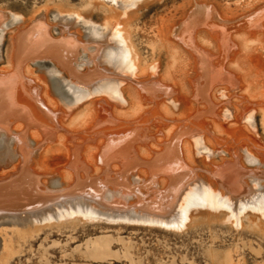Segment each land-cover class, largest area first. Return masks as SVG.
Returning <instances> with one entry per match:
<instances>
[{"label": "bare ground", "instance_id": "obj_1", "mask_svg": "<svg viewBox=\"0 0 264 264\" xmlns=\"http://www.w3.org/2000/svg\"><path fill=\"white\" fill-rule=\"evenodd\" d=\"M98 1L124 13L138 0ZM194 6L167 39L158 34L160 53L149 65L112 16L101 31L82 34L80 14L57 12L54 39L41 11L12 39V72L0 71L3 258L25 231L69 220L181 227L193 207L206 206L243 227L250 211L264 212V138L255 124L260 114L264 129V55L248 45L258 37L264 50V7L228 17L212 4ZM1 11L3 34L10 16ZM162 49L173 73L160 74ZM45 60L65 74L68 103L41 80L49 71L32 76V64ZM52 157L61 163L50 165Z\"/></svg>", "mask_w": 264, "mask_h": 264}, {"label": "rangeland", "instance_id": "obj_2", "mask_svg": "<svg viewBox=\"0 0 264 264\" xmlns=\"http://www.w3.org/2000/svg\"><path fill=\"white\" fill-rule=\"evenodd\" d=\"M125 1L128 0H122ZM197 3L217 6L228 17L243 15L256 6V9L264 7V0H138L136 6L123 13L104 8L98 0H0V11L10 16L6 20L3 34L0 33V71L7 75L12 70L9 63L13 51L12 39L17 37L19 31L29 28L34 17L41 11L46 12L51 37L54 39L61 37L60 24L56 20L57 12L63 15L80 14L83 20L79 24V31L82 34H88L91 26L101 31L103 23L109 17H116L115 19L124 22L141 59L149 65L158 59L160 53L158 34L167 39L170 28L183 22L189 15L187 12L190 13ZM12 13L20 15L19 22L12 19ZM256 38L255 42H248L251 52L254 55H264V50L257 42L258 37ZM202 39L201 44L211 46ZM161 56L160 74L164 75L169 68L173 73L169 64L171 57L163 49ZM85 59L84 54L81 61ZM54 64L49 60L33 63L32 76L41 78L43 71H49L48 79L41 80L55 92L57 99L68 103L71 95L66 87L67 78L63 72V78L60 72L57 73L59 68ZM128 109L124 111L129 112ZM174 110L178 112V109ZM261 123L260 114L256 115L255 124L264 138ZM151 129L150 135L155 136V129L160 128L152 126ZM204 151L203 148L199 149V153ZM202 153L197 156L198 165L205 167L208 163L202 160ZM218 157L220 156L217 154L215 158ZM220 159L214 163H221ZM49 162L50 165H58L61 158L52 157ZM119 169L121 170L120 165ZM145 190V196L148 197L151 189L143 188L142 192H146ZM263 214L264 212L250 211L247 218H243V227L233 224L223 209L216 210L206 206L193 207L191 218L181 227H166L135 220H113L103 216L69 220L39 231H25L19 241L11 242L8 246L10 250H7L4 258L3 243L0 241V264H264Z\"/></svg>", "mask_w": 264, "mask_h": 264}]
</instances>
